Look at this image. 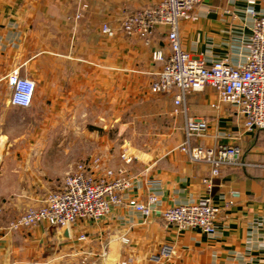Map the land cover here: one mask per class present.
Listing matches in <instances>:
<instances>
[{"label": "crops", "instance_id": "crops-1", "mask_svg": "<svg viewBox=\"0 0 264 264\" xmlns=\"http://www.w3.org/2000/svg\"><path fill=\"white\" fill-rule=\"evenodd\" d=\"M157 2L0 0V264H54L56 249L67 264H264V129L245 130L242 115L227 104L213 108L216 95L207 87L187 97L189 114L208 120L207 136L198 142H237L246 165L213 176L210 165L177 148L185 140V119L174 112L176 91L151 90L162 67L152 52L170 51L166 29L158 28L150 43L121 31L127 13ZM252 8L264 14V0L252 6L203 0L198 20L180 24L183 48L209 63L244 61ZM104 23L115 35L102 32ZM15 70L36 82L28 108L11 103L7 76ZM24 110L34 136L23 133ZM14 127L20 132L12 135ZM90 157L101 159L97 171L127 170L132 185L125 199L144 202L155 193L162 211L211 198L221 210L216 233L180 229L161 211L144 220L126 203L98 221H79L72 238L47 223L12 229L29 208L43 205L77 161ZM82 234L86 241L78 240Z\"/></svg>", "mask_w": 264, "mask_h": 264}, {"label": "built area", "instance_id": "built-area-1", "mask_svg": "<svg viewBox=\"0 0 264 264\" xmlns=\"http://www.w3.org/2000/svg\"><path fill=\"white\" fill-rule=\"evenodd\" d=\"M202 1L158 0L151 6L127 13L121 23V31L150 43L158 28L166 29L170 51L155 49L152 52V58L162 67L152 82L151 90L155 93L176 91L174 112L185 119V140L177 148L191 161L210 165L212 175L217 176L224 167L246 165L243 148L237 142L216 143L208 147L199 144L198 141L207 136L208 120L189 114L187 97L191 92L210 87L216 95L213 108L219 111L227 104L242 115L245 130L264 129V14L251 9L254 21L252 34L245 44L244 61L224 57L209 63L203 57L186 51L180 38L181 22L197 21L196 10ZM248 2L251 6L255 4V0ZM86 8L84 4L82 9ZM76 17L80 18L81 13H77ZM102 32L112 36L116 31L104 23ZM7 79L12 90L11 103L22 108L30 107L36 82L20 75L18 70L12 71ZM122 158L126 163L132 160L127 152L123 153ZM100 164L99 157L79 162L75 171L64 178L62 185L47 195L43 205L29 208L12 228L47 223L52 227L68 228L72 238L71 229L76 223L81 220L98 221L123 203L144 220L161 211L160 197L155 193L150 194L144 202L135 198L125 199L123 194L132 185L127 170L124 167H105L100 172L97 171ZM205 182L211 183L208 179ZM220 212L211 198H204L166 208L161 211V216L167 223L175 224L180 229L200 228L213 235ZM78 240L86 241L87 235H80ZM102 256H106V253H102Z\"/></svg>", "mask_w": 264, "mask_h": 264}, {"label": "rangeland", "instance_id": "rangeland-1", "mask_svg": "<svg viewBox=\"0 0 264 264\" xmlns=\"http://www.w3.org/2000/svg\"><path fill=\"white\" fill-rule=\"evenodd\" d=\"M17 116H19V114L17 115ZM106 116H108V115H106ZM20 117H22L23 119H24V121H27V125H25V127H23V133H25L26 134V136H28V137H30V136H34V134L36 133V131L35 130H33L32 129V127H34V123L32 124V127H31V114H30V112H29V110H24V111H22V112H20ZM105 118V117H104ZM110 122V121H109ZM109 122H107L106 121V119H104V121H103V124H110ZM109 130H108V132L109 131H111V129H113V128H108ZM113 131V130H112ZM8 132L10 133V134H12V135H14V134H18L19 132H20V129H19V127H14V128H12V129H10V130H8ZM88 132H91V131H88ZM92 132H95V131H92ZM91 132V133H92ZM44 134H46V131H44L43 132ZM40 136H43L42 134L40 135ZM88 152H92L93 151V148H91V144L92 143H94V140H90V138H89V136H88ZM91 145V146H90ZM88 157H89V155H88ZM79 162L77 161V164H78ZM77 164H76V167H77ZM22 216V215H21ZM20 216V217H21ZM19 217V218H20ZM18 218V219H19ZM17 219V220H18ZM16 220V221H17ZM19 228H21V227H19ZM19 228H16V229H19ZM58 228V227H57ZM12 229H14V228H12ZM61 248V247H60ZM55 257H54V264H67L66 263V261H63L62 259H61V255H60V253H61V251H60V249H56L55 251ZM90 253H92V252H90ZM46 255V254H45ZM44 264H45V262H44ZM76 264V263H75ZM77 264H79V263H77Z\"/></svg>", "mask_w": 264, "mask_h": 264}, {"label": "water", "instance_id": "water-1", "mask_svg": "<svg viewBox=\"0 0 264 264\" xmlns=\"http://www.w3.org/2000/svg\"><path fill=\"white\" fill-rule=\"evenodd\" d=\"M63 229H64V230H63V231H64V236L68 238V237H69V231H68V228H63Z\"/></svg>", "mask_w": 264, "mask_h": 264}]
</instances>
